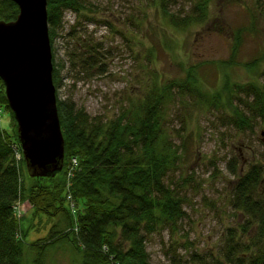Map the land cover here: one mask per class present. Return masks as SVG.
Here are the masks:
<instances>
[{
    "label": "rangeland",
    "instance_id": "374dc122",
    "mask_svg": "<svg viewBox=\"0 0 264 264\" xmlns=\"http://www.w3.org/2000/svg\"><path fill=\"white\" fill-rule=\"evenodd\" d=\"M82 1L87 9L64 13L51 46L52 61L60 68V79L53 83L56 101L69 100L105 121L142 104L148 92L168 83L196 84L199 93L222 99L224 113L215 98L199 100L171 88L165 126L180 159L167 184L181 197L184 217L175 229L146 239L151 264H201L191 262L194 253L221 262L227 230L239 232L246 221L229 205L233 186L250 166L264 167V120L252 121L253 129L242 131L225 118L231 113L226 102L233 85L260 86L264 80V0H209L206 19L186 27L170 24L158 0ZM192 1L166 0L167 12L193 15ZM73 25L74 35L103 47V74L83 73L71 65ZM10 112L0 105V129L13 137L16 123ZM10 147L20 160L19 142L12 138ZM25 178L28 185L33 182L27 173ZM261 187L264 195L263 183ZM31 211L25 203L18 212L23 228L32 224L27 241L45 237L52 223L45 216L29 221ZM62 264H68L66 259Z\"/></svg>",
    "mask_w": 264,
    "mask_h": 264
},
{
    "label": "trees",
    "instance_id": "16d2710c",
    "mask_svg": "<svg viewBox=\"0 0 264 264\" xmlns=\"http://www.w3.org/2000/svg\"><path fill=\"white\" fill-rule=\"evenodd\" d=\"M158 1L163 15L175 27L202 22L208 14L209 0L192 1L193 15L183 17L169 14L166 0ZM46 3L52 46L64 13H79L87 9V4L82 0ZM17 13L15 3L0 0V20H14ZM74 28L70 33L74 48L68 52L71 65L83 73L95 70L103 74V47L88 37H77ZM52 62L55 84L60 79V68ZM0 87V105L9 110L1 80ZM171 88L177 89V95L208 102L215 98L221 112H225L220 97L201 94L198 85L188 82L152 89L142 104H133L112 120L92 118L69 100L56 101L64 139V168L55 177L33 179L30 185L24 162L10 147L12 138L18 143L16 132L12 137L0 129V264H62L63 259L68 264H151L147 237L165 228L175 229L184 217L181 197L167 184L180 159L178 146L168 137L165 126L167 105L173 96ZM230 90L226 103L231 113L225 117L229 124L244 131L253 129L252 121L264 120V80L260 86L235 84ZM70 157L77 159L78 170L67 192L64 169ZM263 169L259 164L250 166L233 186L229 205L241 211L246 221L239 232L227 230L219 255L222 261L202 259L194 253L191 262L264 264V195L259 193L264 184ZM67 193L72 197L73 209ZM25 203L32 209L29 221L45 216L52 222L45 237L27 241L32 224L23 228L21 216L15 214V208Z\"/></svg>",
    "mask_w": 264,
    "mask_h": 264
},
{
    "label": "water",
    "instance_id": "95a60500",
    "mask_svg": "<svg viewBox=\"0 0 264 264\" xmlns=\"http://www.w3.org/2000/svg\"><path fill=\"white\" fill-rule=\"evenodd\" d=\"M14 20H0V80L16 122L25 171L52 178L64 165V139L52 80L46 0H9Z\"/></svg>",
    "mask_w": 264,
    "mask_h": 264
},
{
    "label": "built area",
    "instance_id": "2783aa9c",
    "mask_svg": "<svg viewBox=\"0 0 264 264\" xmlns=\"http://www.w3.org/2000/svg\"><path fill=\"white\" fill-rule=\"evenodd\" d=\"M77 169H78V161L76 158L73 157L68 161V164L65 169V186L67 192L69 191V188L72 185V179L74 178ZM66 199L71 209H73V201L69 193L66 194Z\"/></svg>",
    "mask_w": 264,
    "mask_h": 264
},
{
    "label": "clouds",
    "instance_id": "9594fccd",
    "mask_svg": "<svg viewBox=\"0 0 264 264\" xmlns=\"http://www.w3.org/2000/svg\"><path fill=\"white\" fill-rule=\"evenodd\" d=\"M20 145V144H19ZM20 150H21V148H20ZM21 156H22V152H21ZM73 158V157H72ZM75 158V157H74ZM67 166V165H66ZM63 168H64V165H63ZM65 169H66V167H65ZM65 169H64V172H65ZM63 170V169H62ZM78 170V169H77ZM75 177V176H74ZM74 179V178H73ZM72 179V180H73ZM15 210H16V212L18 213L19 212V207H16L15 208ZM19 214V213H18Z\"/></svg>",
    "mask_w": 264,
    "mask_h": 264
},
{
    "label": "flooded vegetation",
    "instance_id": "af4514ba",
    "mask_svg": "<svg viewBox=\"0 0 264 264\" xmlns=\"http://www.w3.org/2000/svg\"><path fill=\"white\" fill-rule=\"evenodd\" d=\"M262 184V183H261Z\"/></svg>",
    "mask_w": 264,
    "mask_h": 264
}]
</instances>
